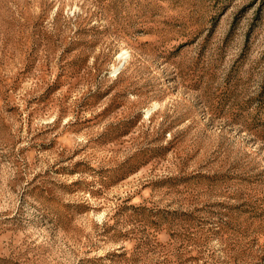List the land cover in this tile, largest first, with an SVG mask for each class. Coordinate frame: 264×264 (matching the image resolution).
<instances>
[{
    "label": "rangeland",
    "instance_id": "rangeland-1",
    "mask_svg": "<svg viewBox=\"0 0 264 264\" xmlns=\"http://www.w3.org/2000/svg\"><path fill=\"white\" fill-rule=\"evenodd\" d=\"M0 264H264V0H0Z\"/></svg>",
    "mask_w": 264,
    "mask_h": 264
}]
</instances>
